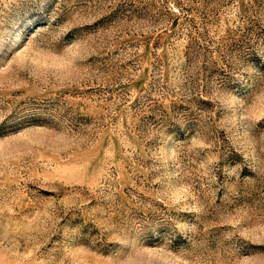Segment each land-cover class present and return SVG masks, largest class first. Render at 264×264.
<instances>
[{
    "label": "rangeland",
    "instance_id": "374dc122",
    "mask_svg": "<svg viewBox=\"0 0 264 264\" xmlns=\"http://www.w3.org/2000/svg\"><path fill=\"white\" fill-rule=\"evenodd\" d=\"M0 264H264V0H0Z\"/></svg>",
    "mask_w": 264,
    "mask_h": 264
}]
</instances>
